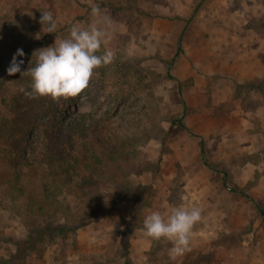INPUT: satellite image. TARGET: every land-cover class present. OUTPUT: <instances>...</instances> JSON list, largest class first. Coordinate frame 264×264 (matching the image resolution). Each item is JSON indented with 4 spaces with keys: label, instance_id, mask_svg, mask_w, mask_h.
Wrapping results in <instances>:
<instances>
[{
    "label": "rangeland",
    "instance_id": "rangeland-1",
    "mask_svg": "<svg viewBox=\"0 0 264 264\" xmlns=\"http://www.w3.org/2000/svg\"><path fill=\"white\" fill-rule=\"evenodd\" d=\"M93 5L112 22L114 61L75 98L27 97L20 88L29 90L31 78L22 73L35 52L91 23ZM45 11L53 33L39 22ZM234 32L264 42V0H0V264H264L254 205L264 209V79L238 84L229 75ZM233 84V93L225 89ZM238 116L246 123L235 137L229 122ZM181 117L194 136L170 129ZM72 127L89 130V141L77 142V133L69 141ZM95 134L120 146L130 173L79 169L54 212L41 198L47 144L88 162L104 156ZM17 177L24 193L12 197ZM179 205L204 211L191 251L173 260L170 242L140 229L146 215Z\"/></svg>",
    "mask_w": 264,
    "mask_h": 264
},
{
    "label": "clouds",
    "instance_id": "clouds-1",
    "mask_svg": "<svg viewBox=\"0 0 264 264\" xmlns=\"http://www.w3.org/2000/svg\"><path fill=\"white\" fill-rule=\"evenodd\" d=\"M91 15L94 19L88 25L73 24L67 38L55 39L52 46L35 52V66L22 73L31 78L29 90L22 86L21 92L29 98L48 97L54 102L75 98L88 88L96 69L114 61L116 53L107 47L112 22L98 5L92 6ZM39 22L48 26L45 32L53 33L57 28L51 11L43 12ZM203 211L200 206L184 205L170 206L166 214L153 211L144 217L140 231L152 241L170 242L168 255L175 260L191 251L192 232L202 221Z\"/></svg>",
    "mask_w": 264,
    "mask_h": 264
},
{
    "label": "trees",
    "instance_id": "trees-1",
    "mask_svg": "<svg viewBox=\"0 0 264 264\" xmlns=\"http://www.w3.org/2000/svg\"><path fill=\"white\" fill-rule=\"evenodd\" d=\"M176 56H177V53L170 61L168 68H167V77L169 79H172L169 72H170L172 63L174 59L176 58ZM173 126L193 136V134L188 130L187 126L185 125L182 117L174 120L173 123L171 124L170 129H172ZM97 127H98V121L95 122L93 129L96 130ZM75 133H77V136H76L77 142L83 145L87 143L89 141V137H91V133L89 132V130L81 131L76 127H72V131L68 133L69 141H73L75 139ZM92 142H93V145H99L101 147H104L105 149L104 156L98 157L94 154L92 157V160L88 162L82 161L81 163H79L78 158H76L75 156H69L68 151L64 149L58 150L59 149L58 144H55V146L57 147V150L56 149L52 150L49 144H47L46 154H45V163H44L45 178L47 177V180L42 186L41 198L44 201L49 202L54 212H58L59 210H61V205L60 207L57 206L59 205L58 197L61 196L62 193H64V191L69 189L71 185V180L79 176V169L84 172L93 173L90 171V168L93 166H98L99 167L98 173H100L101 176L111 177L114 179H118V177L124 176L130 173L128 172V169L129 168L131 169L132 166L129 160L126 158L127 156L126 153L122 152L118 144L117 145L113 144V141L109 134L104 135V136L95 134V136H93ZM110 143H111V147L107 151L106 148ZM199 152H200V155L203 159L205 166L210 170H214V168L210 166L205 159V154H204L202 143L200 144ZM94 161L97 164H95ZM95 173L97 172L94 171L93 174L95 175ZM18 181H19V177L16 178V184L11 189L12 197L22 196L24 193L23 189L18 185ZM251 184L252 182L249 183V185ZM226 188L228 189V186H226ZM228 190L235 191L239 193L240 195H242L245 199L253 202L251 198L248 196V194H246L245 191L243 190H238V189H228ZM34 204L35 203L33 201H30L29 206H28V210L32 214L34 213L33 212ZM254 205L256 206L258 213L264 220V209L255 203ZM37 208L38 210H40L41 206ZM131 216H132V213H131ZM57 231L62 232V229L58 228Z\"/></svg>",
    "mask_w": 264,
    "mask_h": 264
},
{
    "label": "crops",
    "instance_id": "crops-1",
    "mask_svg": "<svg viewBox=\"0 0 264 264\" xmlns=\"http://www.w3.org/2000/svg\"><path fill=\"white\" fill-rule=\"evenodd\" d=\"M253 7L259 9L257 5ZM233 35L234 37L230 38L233 65L229 70V75L238 84L250 82L255 78L264 79V42L261 41L258 44L257 40L251 39L247 32L241 34V39L236 38V32H234ZM229 88L231 89L230 92L233 93L236 87L233 84L225 89ZM226 93H228V91H226ZM234 107L238 108L237 105H234ZM258 108L260 109V113H262L264 105H259ZM260 113L258 115L262 116ZM245 123L246 120L239 116L230 119L229 126L231 127V131L237 132L235 137L240 136L244 132V128L241 126L244 127ZM246 179H251L250 175H248ZM258 186L264 187L263 182H259Z\"/></svg>",
    "mask_w": 264,
    "mask_h": 264
}]
</instances>
